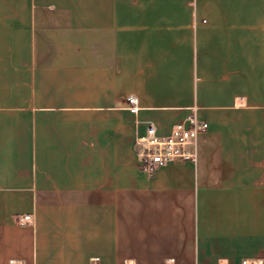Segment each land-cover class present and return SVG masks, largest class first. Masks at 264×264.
<instances>
[{
	"label": "crops",
	"instance_id": "0c3cea01",
	"mask_svg": "<svg viewBox=\"0 0 264 264\" xmlns=\"http://www.w3.org/2000/svg\"><path fill=\"white\" fill-rule=\"evenodd\" d=\"M93 258L264 264V0H0V264Z\"/></svg>",
	"mask_w": 264,
	"mask_h": 264
},
{
	"label": "built area",
	"instance_id": "2783aa9c",
	"mask_svg": "<svg viewBox=\"0 0 264 264\" xmlns=\"http://www.w3.org/2000/svg\"><path fill=\"white\" fill-rule=\"evenodd\" d=\"M133 112L138 111L137 98H128ZM208 129V123L199 121L195 116L188 117L185 121L174 126L169 136L160 138L155 127L150 124L145 137L137 138L139 147L138 158L141 169L147 174H153L159 167L171 161L196 162L195 152H189L188 147L196 145V138L200 132ZM32 222V216L27 215L21 219V223ZM92 264H99V258L91 259ZM127 264V263H124Z\"/></svg>",
	"mask_w": 264,
	"mask_h": 264
}]
</instances>
